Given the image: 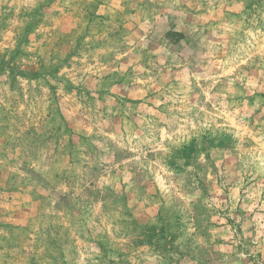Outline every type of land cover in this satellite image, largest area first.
Wrapping results in <instances>:
<instances>
[{
	"label": "rangeland",
	"instance_id": "374dc122",
	"mask_svg": "<svg viewBox=\"0 0 264 264\" xmlns=\"http://www.w3.org/2000/svg\"><path fill=\"white\" fill-rule=\"evenodd\" d=\"M0 264H264V0H0Z\"/></svg>",
	"mask_w": 264,
	"mask_h": 264
}]
</instances>
